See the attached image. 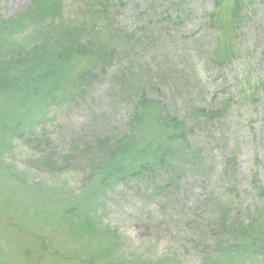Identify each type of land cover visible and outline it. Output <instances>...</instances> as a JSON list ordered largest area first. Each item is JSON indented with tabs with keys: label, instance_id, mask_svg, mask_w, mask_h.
Here are the masks:
<instances>
[{
	"label": "rangeland",
	"instance_id": "374dc122",
	"mask_svg": "<svg viewBox=\"0 0 264 264\" xmlns=\"http://www.w3.org/2000/svg\"><path fill=\"white\" fill-rule=\"evenodd\" d=\"M31 2L0 0V15L16 17ZM213 5L214 0H125L106 24L133 34L128 44L133 50H119L121 65L134 63L132 81L110 73L90 88L85 99L51 108L47 96L25 106L26 101L13 95H0L3 262L84 264L98 255L112 262L107 264H217L206 260L217 241L210 238L217 223L214 199L232 182L240 201H254L255 172L264 185V3L249 6L238 30L237 49L222 64L215 59L218 31L206 22ZM64 6L66 18H82L89 10L86 0H66ZM168 9L170 15L181 12L182 18L175 21L169 13L163 15ZM135 73H140L138 80ZM133 81L155 87L148 91L181 117L195 106L224 111L213 125L197 128L193 140L204 159L169 196L153 191L163 183L162 176L157 181L146 177L124 181L95 199L83 183L82 166L51 173L41 166L28 139L20 137L21 132L35 130L51 136L60 149L75 153L78 147L79 156L87 143L93 147L95 135L127 129L124 92ZM259 81L263 84H256ZM47 113L48 119L41 118ZM159 132L151 127L147 136L157 140ZM117 237L118 250L110 254ZM242 259L245 262L236 264H264Z\"/></svg>",
	"mask_w": 264,
	"mask_h": 264
},
{
	"label": "trees",
	"instance_id": "16d2710c",
	"mask_svg": "<svg viewBox=\"0 0 264 264\" xmlns=\"http://www.w3.org/2000/svg\"><path fill=\"white\" fill-rule=\"evenodd\" d=\"M86 1L89 10L82 18L65 17L66 0H32L26 11L16 17L4 19L0 15L1 96L13 95L19 101H26V106L43 95L48 97L51 108L85 99L90 88L110 73L117 72L118 78L132 81L129 77L133 75L134 63L121 65L124 59L119 50L120 47L133 50V46L128 45L133 34L122 33L123 29H113L106 24L108 16L124 5L125 0ZM255 1L264 3V0H214L206 22L218 31L215 59L219 64L228 62L235 53L238 30L244 26L249 6ZM170 11H163V15L169 13V18L175 21L182 18L181 12L170 15ZM139 74L135 73V80L139 79ZM259 83L263 84L261 81L256 84ZM128 86L124 92L129 116L127 129L121 134L95 135L93 147L87 143L79 156L78 147L75 153L60 149L51 136L38 135L35 130L21 132L20 137L28 139L33 152L40 156L41 166L51 173L75 171V164L82 166L83 183L86 188L89 185V195L95 199L101 192L106 193L124 181L142 177L157 181L162 176L163 183L157 184L153 191L169 196L172 188L204 159L202 150L193 140L197 128L201 124L213 125L224 111L195 106L190 115L181 117L148 91H155V87L143 81H133ZM48 115L41 118L48 119ZM151 127L160 131L159 140L147 136ZM257 161L259 164V159ZM251 188L256 196L250 203L240 201V193L232 182L214 199L217 200V223L211 229L210 238L217 241L207 261L236 264L237 260L245 262L242 257H249L254 263H264V185L258 172L253 174ZM81 217L77 218L80 222ZM85 219L82 222L87 228ZM80 234L77 228L75 236ZM118 239L112 240L115 248L108 253L118 250ZM107 263L112 262L98 255L84 262ZM0 264H6L1 257Z\"/></svg>",
	"mask_w": 264,
	"mask_h": 264
}]
</instances>
